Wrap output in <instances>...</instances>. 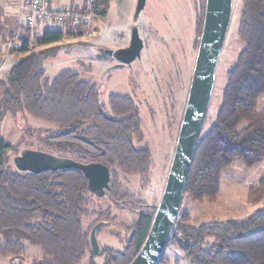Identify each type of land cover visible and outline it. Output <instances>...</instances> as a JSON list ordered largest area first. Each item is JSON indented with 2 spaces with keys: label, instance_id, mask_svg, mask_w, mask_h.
I'll list each match as a JSON object with an SVG mask.
<instances>
[{
  "label": "trees",
  "instance_id": "trees-1",
  "mask_svg": "<svg viewBox=\"0 0 264 264\" xmlns=\"http://www.w3.org/2000/svg\"><path fill=\"white\" fill-rule=\"evenodd\" d=\"M110 2L96 0V14L104 17ZM87 27L68 23L39 35H29L26 28L15 50L23 56L0 83V108L49 123L52 128L38 141L50 152H59L57 156L106 166L110 181L105 195L115 208L123 209L124 201H132L120 190L118 173L144 175L148 167L147 149L135 143L142 138L137 107L127 95L109 94L102 102L98 87L81 81L74 71L47 78L42 65L47 49L30 51L31 43L49 46L78 38ZM237 37L244 48L225 73L215 118L206 128L207 117L203 121L185 185L184 197L198 205L216 198L222 173L235 161L252 167L264 159V110L257 108L264 94V0H241ZM12 150L0 138V260L20 264L27 247L36 246L41 257L35 264H81L86 258L93 264L91 257L98 253L105 254L102 264L132 261L147 236L156 205L134 202L136 219L121 252L99 246L100 251L93 253L89 232L99 222L106 224L111 209H90L93 195L78 170L39 174L11 170L7 164ZM263 200L264 177L247 192L249 203ZM94 215L85 229L84 220ZM172 231L177 234L170 235L167 246H177L189 264H264V209L242 220L196 222L180 206ZM158 264H166L163 255Z\"/></svg>",
  "mask_w": 264,
  "mask_h": 264
},
{
  "label": "rangeland",
  "instance_id": "rangeland-1",
  "mask_svg": "<svg viewBox=\"0 0 264 264\" xmlns=\"http://www.w3.org/2000/svg\"><path fill=\"white\" fill-rule=\"evenodd\" d=\"M18 0H0V9L9 12L12 24L3 27L0 22V57L4 62L0 70V83L7 79L8 69L17 58L20 47L19 35L27 27H19ZM66 1V0H63ZM204 0H145L144 8L134 20L136 0H111L108 13L95 18L84 34L78 38L64 39L49 46L30 44L33 53L47 49L42 61L47 78H54L59 72L69 70L79 74L80 80L95 84L105 102L109 94L127 95L137 107L142 138L137 147L148 151L144 175L119 172L120 190L127 193L132 202L124 201L125 208L118 209L108 196L96 197L92 193L91 210L102 212L111 209V217L100 230L96 239L100 247L121 252L128 238L127 230L136 219L134 210L141 205H157L162 193L176 138L183 114L193 66L197 53L203 16ZM241 11V0H231V15L221 48L214 75V85L206 114L205 128L209 126L219 109L226 71L235 60L244 44L237 37ZM136 25L143 43L138 60L132 64L131 71L114 70L105 72L111 63L96 59L97 48L110 49L127 47L132 27ZM58 25L43 23L29 28V35H39L46 29H57ZM112 66V65H111ZM1 99V96H0ZM264 94L259 98L257 108L264 109ZM49 123L28 116L22 111H6L0 108V138L9 143L13 150L8 154V166L15 170L13 159L23 150L31 149L47 152L49 149L39 144L38 138L44 137L51 129ZM60 155V154H59ZM264 177V159L252 167L235 161L223 173L220 189L212 202L198 205L188 197L181 203V211L189 212L196 222L212 220H242L257 210L264 209V200L258 203L247 201V192ZM128 199V200H129ZM96 215L84 220V228L89 227ZM115 219V220H113ZM172 231V236L176 237ZM180 240V236H177ZM181 241V240H180ZM163 253L166 264H189L185 254L175 245L166 246ZM41 253L36 246H28L20 264H35ZM104 253L91 257L93 264H102ZM86 258L81 264H88ZM11 264L9 258L0 264ZM18 264V263H15Z\"/></svg>",
  "mask_w": 264,
  "mask_h": 264
},
{
  "label": "water",
  "instance_id": "water-1",
  "mask_svg": "<svg viewBox=\"0 0 264 264\" xmlns=\"http://www.w3.org/2000/svg\"><path fill=\"white\" fill-rule=\"evenodd\" d=\"M145 0H136L134 20L144 8ZM231 15V0H205L204 18L189 90L180 121L176 143L147 236L129 264H158L169 242L184 197L191 161L206 117L214 85L217 60L224 43ZM143 43L136 25L132 27L129 45L107 51L122 65H130L140 57ZM20 172L50 173L64 169L80 171L90 193L100 198L109 190V169L100 163L81 164L70 158L47 152L25 149L13 159ZM102 222L94 225L88 235L90 250L100 251L96 239Z\"/></svg>",
  "mask_w": 264,
  "mask_h": 264
},
{
  "label": "built area",
  "instance_id": "built-area-1",
  "mask_svg": "<svg viewBox=\"0 0 264 264\" xmlns=\"http://www.w3.org/2000/svg\"><path fill=\"white\" fill-rule=\"evenodd\" d=\"M96 0H18L19 27L33 28L43 23L58 26H88L95 18ZM172 234V233H171Z\"/></svg>",
  "mask_w": 264,
  "mask_h": 264
},
{
  "label": "flooded vegetation",
  "instance_id": "flooded-vegetation-1",
  "mask_svg": "<svg viewBox=\"0 0 264 264\" xmlns=\"http://www.w3.org/2000/svg\"><path fill=\"white\" fill-rule=\"evenodd\" d=\"M203 18H204V12H203ZM202 22H203V20H202ZM198 44H199V42H198ZM123 48H125V47H123ZM118 49H120V48L110 49V48H107V47H104V46H99L97 48L96 59H98L99 61H103L105 63H111V65H112V66L110 65V68H108V71L105 72L104 75H107V73H110L111 71H114V70L131 71L133 62L139 59V58H137L130 65H122L116 60L115 56L107 54V51H116ZM197 49H198V45H197Z\"/></svg>",
  "mask_w": 264,
  "mask_h": 264
},
{
  "label": "crops",
  "instance_id": "crops-1",
  "mask_svg": "<svg viewBox=\"0 0 264 264\" xmlns=\"http://www.w3.org/2000/svg\"><path fill=\"white\" fill-rule=\"evenodd\" d=\"M12 21H14L13 20V18L9 15V12H6V11H4L3 9H0V22H2L4 25H3V27H7V25H9L10 23L12 24ZM10 26V25H9ZM20 58H17L16 59V61H15V63L19 60ZM0 60H3V58L2 57H0ZM3 65H4V62L2 61V63H0V70L2 69L1 67H3ZM14 65V63L13 64H11V66H10V68L12 67ZM10 68L8 69V72H9V70H10ZM263 100V102H264V99H262ZM260 101V100H259ZM261 110V109H260ZM264 110V109H263ZM164 254H166V249L164 250Z\"/></svg>",
  "mask_w": 264,
  "mask_h": 264
}]
</instances>
